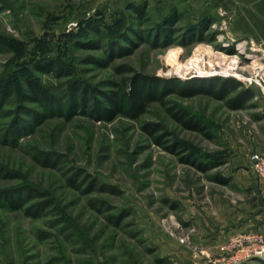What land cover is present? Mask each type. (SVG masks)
I'll return each instance as SVG.
<instances>
[{
  "label": "rangeland",
  "instance_id": "374dc122",
  "mask_svg": "<svg viewBox=\"0 0 264 264\" xmlns=\"http://www.w3.org/2000/svg\"><path fill=\"white\" fill-rule=\"evenodd\" d=\"M225 18L188 0H0V83H12L0 98V190L38 194L21 209L0 201V264H264V252L249 253L264 245V185L250 160L264 154V67L246 56L264 49L246 38L238 53ZM206 45L238 54L245 80L203 75L227 60ZM135 73L161 78L160 97L136 117L124 102L99 119L104 93ZM221 79L241 85L207 87ZM31 81L53 104L34 99ZM181 110L205 128L184 127L172 115Z\"/></svg>",
  "mask_w": 264,
  "mask_h": 264
},
{
  "label": "trees",
  "instance_id": "16d2710c",
  "mask_svg": "<svg viewBox=\"0 0 264 264\" xmlns=\"http://www.w3.org/2000/svg\"><path fill=\"white\" fill-rule=\"evenodd\" d=\"M134 9L138 13L143 14L142 7L141 8L136 7ZM123 37H125L126 41H129L128 36L125 35ZM130 44L132 45L133 43L130 42ZM111 46L112 48L118 47L116 42H112ZM120 53H122V51ZM48 63L49 62H47L46 64ZM51 63L52 64L50 67L55 68L61 74L65 75L68 73L64 71L63 66L59 62H51ZM117 70L120 73L133 71L131 68H127L126 66H120ZM198 81L202 82L203 80H198ZM69 82H70V85H69L70 93L73 96L76 95L75 97L82 98V96L78 95L80 85L75 84L72 80H70ZM161 82H164L161 78L148 77L140 73H135L134 75L124 78L123 82L120 84V90L112 91L110 92V95L107 93H104L106 99L108 100V105L107 107H102L98 110V112L100 113L99 119H110L111 117H113L115 113L119 111H123L122 106L124 105V102H126V104L129 105L128 106L129 111L132 112V115L134 117L138 116L140 113H142L147 102L160 97L159 94H161V91L158 92L159 90L158 87L160 86V84H162ZM178 82H180V80H178ZM189 82L191 81H185V82H180V83L188 84ZM214 83L219 85L220 91H222V93H227L228 91L234 90L241 85L239 81L234 80V79H221L220 82L213 81L209 83L207 87L213 86ZM29 85H30L31 90L33 91L34 99L36 98L38 101L42 102V104L44 105L53 104V100L55 98L50 95V93L44 86L34 81L29 82ZM84 89L86 88H83L80 92L84 91ZM11 91H12V83L10 80H5L0 83V98H2L3 96L9 95ZM191 91L192 90H188L185 88L179 89V92L184 93V94H189L191 93ZM250 93L251 92H249V90L244 89V90L239 91L238 97L242 96L246 98L250 95ZM35 95L37 96L35 97ZM172 115L186 128L202 129V128H205L206 126L203 121L194 120L192 118V115L190 116V114L186 110H181L177 113H172ZM12 123H13L12 126H14V128L17 129L18 128L17 123L15 121H13ZM145 130L150 133H154V131L157 130V127L154 126V124H147L145 125ZM18 133H19V129H18ZM180 145L181 144L176 142L172 144V147L178 148ZM195 160L196 158H194V160L191 161L194 165H196ZM42 163L45 165L54 166V162H51L48 159L42 160ZM219 180H222V179H219ZM69 182L74 187L79 186L78 183H75V180H69ZM108 190H111V188H108ZM36 195H38L36 190L32 189L31 187L25 186L21 188H10L6 190H0V201H2L4 205L9 207V209H13V210L21 209L25 203L30 201V199H32ZM45 203L46 201L45 202L43 201L37 204L26 206V208H24V211L26 215L28 216H32V217L37 216L41 212H43V210L45 209Z\"/></svg>",
  "mask_w": 264,
  "mask_h": 264
},
{
  "label": "crops",
  "instance_id": "0c3cea01",
  "mask_svg": "<svg viewBox=\"0 0 264 264\" xmlns=\"http://www.w3.org/2000/svg\"><path fill=\"white\" fill-rule=\"evenodd\" d=\"M188 1L197 14L206 12L211 6L219 11H224L229 38L235 40L251 38V40L258 43L264 49V0ZM208 245L210 248L211 241Z\"/></svg>",
  "mask_w": 264,
  "mask_h": 264
},
{
  "label": "bare ground",
  "instance_id": "6f19581e",
  "mask_svg": "<svg viewBox=\"0 0 264 264\" xmlns=\"http://www.w3.org/2000/svg\"><path fill=\"white\" fill-rule=\"evenodd\" d=\"M227 45V44H225ZM237 46H241L242 43L239 42L236 44ZM229 46V45H228ZM206 47L209 48V56H212L213 54H219V55H223L227 58V60H224L223 62V66L225 65V67H222L220 70L216 69V70H213V71H210V72H202L203 75H225V76H232V77H237L239 78L240 80H245V77L242 73H239L238 70L239 68L241 67H238L237 69V60L236 57L238 58L239 56L234 53V54H231V55H226L223 51H219V50H216L214 48H212L211 46L209 45H206ZM255 51L256 50H259V49H254ZM247 57L249 56L251 59V61H249L251 63V65L253 66H256V67H259L258 69L260 68H263L264 67V63L262 61L259 62V59L256 58L254 55H246ZM254 57V58H253ZM170 59V58H169ZM194 60H195V57L194 55L193 56H189L187 58V61H186V64L182 65L181 67L183 69L187 68L186 65L188 64L189 66L191 65L192 67L194 66ZM261 60V59H260ZM190 61V62H189ZM200 62H205L204 60H199ZM168 63V62H167ZM208 64H212V61H208ZM250 65V64H249ZM245 67H249L248 65L245 66ZM251 68V67H250ZM188 70V69H187ZM264 76V75H263ZM247 79V78H246Z\"/></svg>",
  "mask_w": 264,
  "mask_h": 264
},
{
  "label": "built area",
  "instance_id": "2783aa9c",
  "mask_svg": "<svg viewBox=\"0 0 264 264\" xmlns=\"http://www.w3.org/2000/svg\"><path fill=\"white\" fill-rule=\"evenodd\" d=\"M224 13H225L224 11L220 10V14L221 15H225ZM231 40H233V39L231 38ZM240 42L242 43L241 46H237L236 45L237 52L238 53H243L246 50L245 44L248 43V42H247V39H242V41H240ZM237 43H239V42H236V44ZM250 43H251V45L254 46L253 40L250 39ZM249 48H252V47L250 46ZM263 59H261V60H263ZM250 160H251V164H252V168H253L255 176L264 185V154H261L259 152H254V153L251 154ZM262 252H264V245H262V246H260L258 248H255L253 251L250 250L249 253L258 254V253H262ZM233 262H235V260H232L230 262V264H233Z\"/></svg>",
  "mask_w": 264,
  "mask_h": 264
}]
</instances>
